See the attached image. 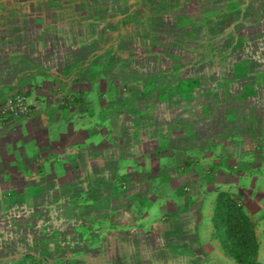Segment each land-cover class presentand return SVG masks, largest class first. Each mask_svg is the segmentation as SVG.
<instances>
[{
	"label": "rangeland",
	"instance_id": "374dc122",
	"mask_svg": "<svg viewBox=\"0 0 264 264\" xmlns=\"http://www.w3.org/2000/svg\"><path fill=\"white\" fill-rule=\"evenodd\" d=\"M178 1L0 0V34L19 30L28 49L16 53L14 92L27 94L34 80L32 62L42 46L32 35L39 24L81 10L74 37L64 36L62 46L66 52L77 48L73 59L88 67L81 80L89 81L82 85L88 92L132 101V114L121 110L116 117L122 132L133 127L117 133L108 153L106 119L96 116L92 137L82 138L102 141V156L84 164L53 158L50 177L17 181L11 168L0 170V264H264V16L253 11L261 19L245 25L239 14L206 13L217 6L205 0H193L198 11L191 14L185 13L189 0ZM130 15L123 28L119 19ZM114 27L124 36L111 35ZM138 32L147 36L137 38ZM55 45L61 47L57 39ZM107 45L120 48L117 61L126 55L128 63L103 55ZM56 90L81 108L80 93ZM179 139L187 147L171 162V142ZM120 153L132 154L133 161L117 158ZM28 184L30 190L22 189ZM76 198L78 204L71 203ZM250 223L255 238L245 233ZM223 236H240L236 242L249 236L247 263L227 252Z\"/></svg>",
	"mask_w": 264,
	"mask_h": 264
},
{
	"label": "crops",
	"instance_id": "0c3cea01",
	"mask_svg": "<svg viewBox=\"0 0 264 264\" xmlns=\"http://www.w3.org/2000/svg\"><path fill=\"white\" fill-rule=\"evenodd\" d=\"M197 1L198 3H201V0ZM262 1L264 0H226L225 2L223 0H205L206 4L217 6V8H215L214 10H209L206 13H210L211 15L217 17H226L229 15V13L232 12L234 14L242 15L245 25L255 24L256 19L259 20L261 18L253 17L252 12L254 11V15H258V17L261 15L262 17L264 16V5L262 4ZM181 2L182 0L178 1V3ZM189 2L190 3L187 5L189 9L188 11H185V13L191 14L193 10L194 12H197L198 9L193 6V4L197 3L193 0H189ZM186 3H188V1ZM210 8L212 7L210 6ZM177 9L178 8H175V12ZM203 9L208 10V7H205ZM69 10L70 9L66 10L63 15H60L59 18L61 19L59 21H55V24L53 22H49L47 25H42L40 23V27H36V29L39 27L40 32L38 33V35L37 33H34V35H32V37L39 36V38H36L34 40H36V42L38 40L41 44L42 54H38V58L36 57L37 62H32L33 65L37 66L34 69V73L31 74L34 80L31 83H27V95L30 98V102H32L31 104H33L30 114L25 117H8L5 120L0 121V170L2 168L5 169V167H8V169L11 168L10 171L12 175L10 174V178H16L15 180L17 181L18 179H22L23 181H25L31 178L43 179L44 177H50L51 175H53V171H49L50 164L52 163L53 158L61 160V163L67 164H84L85 162L90 163L89 159L93 161L95 156H98L99 158L102 156L100 150L104 145L107 146L105 148H107L108 153H111V142L114 141L117 133L119 135H122V133L124 132L126 135L128 131H130L131 129L133 130V127L131 125H128V127L126 125V129H124L122 132L121 127L123 125L117 123L121 120L118 121L116 117L117 113L121 110H126V113L132 114V110L127 111L130 108V104L132 103V101H130L129 103L124 102L123 104L122 102L117 103L116 96L118 95V93L116 91L115 93L117 94H114L113 96L108 94L107 98H101V96H96L95 92H88V90H86V87H83L84 85L89 84V81L85 80V84H81V80H83V77L86 75V71L84 72V69L87 70L88 67H85L86 65L84 63L77 62V58L76 60L73 59L77 57V48L76 50L68 49L66 52V50H64L65 47L62 46V41L64 39V36L66 35L68 37H74L76 32L75 26L80 24L83 15L85 14L81 13V10H77L78 12ZM250 12L251 15H249ZM206 13H204L203 11L204 16H206L205 19L209 20L210 15L207 16L205 15ZM131 18L132 17L130 15V17H123L119 19L123 28L126 27L132 20ZM178 18L180 17H177V19ZM181 18L178 20H181ZM31 27L35 28L32 25ZM192 27H194V29L199 28L200 23L194 21L192 22ZM46 28H48L49 30H47ZM36 29L35 31H37ZM3 31L4 29L2 30V34H0V101L6 98L10 93L14 92L16 85H18L17 78L14 79L15 77H11L12 75L18 73V71L15 73L14 67H16L15 62L19 61L20 56L16 53L22 51V48L23 51L27 49L25 45L21 44V37L25 38V35L23 33H20L19 30H16L14 32L7 31L8 33L4 34ZM109 31L112 32L111 35L113 36H124L123 31L121 30L122 32H120V30H118L116 27ZM136 31L138 30L136 29ZM136 34L138 35L137 38L144 35L145 37L147 36L146 33H144L143 35L142 32L140 33V35L139 32ZM48 36L51 37L50 40L47 39ZM53 37H56V39L58 40V43L61 46L60 48L56 45L53 48L52 43L56 42V39H53ZM92 40L93 44L97 43L98 46L99 39L93 38ZM36 42L29 43V48L35 46ZM93 44L92 47H94ZM203 44L205 43H202L201 45ZM207 45L205 44L204 48H207ZM208 46L211 48L212 45ZM49 47H51L52 50ZM142 47L144 46L142 45ZM43 48H45L44 51ZM120 50L121 49L117 48L116 45H107V47L103 51V55L109 54V58L111 59L112 57L116 63L123 62V60L128 63V59H126L128 57L125 54V56H122L121 54L122 59L120 60L122 61H117V53H119ZM207 50H209V48ZM10 56L12 57L11 61L9 60ZM14 56L16 57V59L14 58ZM97 57L99 58V54L95 57L93 56L96 61L98 59ZM129 57L132 58V56ZM10 63L11 65H9ZM89 64H91L92 66L93 62H90ZM118 65L120 67L122 63H119ZM71 66H73L72 69ZM9 68L14 69L12 74L11 71H8ZM91 69L93 71H96V74L99 73L100 75L101 72L97 71L93 67H91ZM68 77H70V79H67ZM6 81L8 82V84H6ZM108 82H110L109 86H111L112 80L108 79ZM57 87L61 89V92H66L68 94L70 92L73 94L76 92L80 93V95H78V100H80L81 97L83 99L78 104L81 108H79L77 104H70L69 99L67 100L68 97H63L62 99L59 96L60 92L56 90ZM116 88L117 87L114 85V90H116ZM53 89H55L56 93ZM89 100H94L95 102L91 104V101ZM133 110L139 111V109L135 108H133ZM85 113L87 114L85 115ZM103 114L106 121L103 123V126L105 127H103L102 129L104 132V137L108 142L102 145V141H98V139L95 137L91 139L88 138L83 141L82 137H92L91 133L94 131L93 121L96 116L99 117V115L101 116ZM98 119L99 123H97V125L101 126L103 120L101 119V117ZM183 128L186 130V125H183ZM177 142H171L170 147H172V154L166 157L168 159L170 158L169 160L171 162L178 158V154L176 152H178L179 149H185V146L187 147L188 144H185V142L181 141V139H179ZM85 147L88 149L86 152L84 150ZM89 153L91 155H89ZM84 154H87V156H85ZM111 155L116 158V154L115 156L113 154ZM111 155L105 156H107L108 160H111ZM121 157H123L122 161L125 160V157L127 162L133 161L134 156L130 153L126 154L125 156L120 153L119 157L117 156V158ZM32 171L37 172L38 176L33 177ZM30 186L31 185L28 184L26 188L22 189L25 190L28 188L30 190ZM22 189L19 190V195L22 194ZM84 194L87 195L86 191L81 193L80 196H84ZM75 196L80 197L79 195ZM179 196L180 195H177L176 197L175 195L174 198L176 199ZM71 199L75 198L71 197ZM77 201L78 198H76V200L71 203L78 204ZM171 206L174 208V203L169 207L171 208ZM202 206L203 205H201V207H199L198 209H203ZM174 214L173 216H175ZM218 253L219 255H223V253L219 250ZM219 264H222V262H219Z\"/></svg>",
	"mask_w": 264,
	"mask_h": 264
},
{
	"label": "built area",
	"instance_id": "2783aa9c",
	"mask_svg": "<svg viewBox=\"0 0 264 264\" xmlns=\"http://www.w3.org/2000/svg\"><path fill=\"white\" fill-rule=\"evenodd\" d=\"M31 110L32 104L28 100L26 92H14L0 101V121L10 116L23 117L28 115Z\"/></svg>",
	"mask_w": 264,
	"mask_h": 264
},
{
	"label": "trees",
	"instance_id": "16d2710c",
	"mask_svg": "<svg viewBox=\"0 0 264 264\" xmlns=\"http://www.w3.org/2000/svg\"><path fill=\"white\" fill-rule=\"evenodd\" d=\"M180 88H182V87H180ZM239 214L240 215H243L241 210L239 211ZM252 227L253 226L251 225V223L250 224H247V226H246V229L247 230H246L245 233L247 235H253L254 238H255V235L252 232ZM217 228H219L220 230H226V227L225 226L223 228H221L218 225ZM243 230H244V227H243ZM240 233L241 232L239 230H237L236 235L238 236V235H240ZM237 236H235V238L234 239H231V240H229L228 238H224L225 236H223L222 237V238H224L223 245L227 248V252L232 257H234L239 262H242V263L246 262L247 263L248 260H249L248 259V253H249V250H250V246H249V236L247 237V240H245V238H244V240H240V241H237L236 242V239H238L240 237V236L239 237H237ZM232 240H234V241H232Z\"/></svg>",
	"mask_w": 264,
	"mask_h": 264
}]
</instances>
